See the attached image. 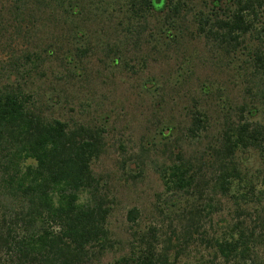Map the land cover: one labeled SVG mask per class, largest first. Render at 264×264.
I'll list each match as a JSON object with an SVG mask.
<instances>
[{
  "label": "rangeland",
  "instance_id": "374dc122",
  "mask_svg": "<svg viewBox=\"0 0 264 264\" xmlns=\"http://www.w3.org/2000/svg\"><path fill=\"white\" fill-rule=\"evenodd\" d=\"M135 1L0 0V90L16 89L49 119L99 134L91 170L110 208L112 247L93 250L88 264H116L138 238L169 264H202L213 257L210 240L231 219L232 202L220 198L206 215L210 170L201 171L208 181L200 199L198 191L193 198L166 191L162 178L180 157L198 168L225 122L264 119V74L252 63L264 50V20L247 17L253 26L234 32L243 34L234 43L219 27L236 0H181L180 14L170 10L179 0H164L139 15ZM197 120L205 129L193 136ZM237 158L249 175L263 170L259 151ZM190 206L200 217L188 238L182 210Z\"/></svg>",
  "mask_w": 264,
  "mask_h": 264
},
{
  "label": "trees",
  "instance_id": "16d2710c",
  "mask_svg": "<svg viewBox=\"0 0 264 264\" xmlns=\"http://www.w3.org/2000/svg\"><path fill=\"white\" fill-rule=\"evenodd\" d=\"M162 1L136 0L132 13L145 14L160 8ZM179 2L173 1L171 12L180 14ZM234 3L233 15L219 28L237 43L243 34L234 32L246 34L253 26L247 17L264 20V0ZM252 63L264 74V50L254 52ZM35 109L22 92L0 90V264H88L95 257L93 250L112 247L106 228L110 208L91 170L92 160L99 155V134L49 119ZM244 120L225 122L218 142L208 147L211 154L201 158L198 168L180 157L162 178L166 191L192 198L198 191L199 199L209 180L214 195H206V215L219 207L216 202L221 205L220 198L232 202L231 219L223 225L222 234L210 240L213 257L202 264H216L219 258L227 264H257L264 246V167L258 175H249L237 161L239 152L253 149L259 151L264 165V119ZM197 122L193 136L205 129V122ZM203 169L212 171L208 180ZM182 214L190 238L200 212L190 206ZM136 216L132 209L127 219L134 223ZM146 241L136 239L138 245L134 242L116 264H169L167 255L157 253Z\"/></svg>",
  "mask_w": 264,
  "mask_h": 264
}]
</instances>
